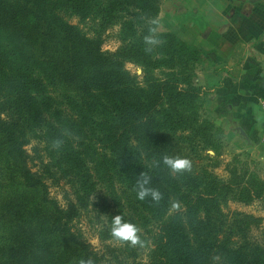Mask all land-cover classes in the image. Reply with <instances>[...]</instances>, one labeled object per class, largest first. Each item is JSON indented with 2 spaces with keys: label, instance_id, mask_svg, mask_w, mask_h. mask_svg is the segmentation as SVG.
Here are the masks:
<instances>
[{
  "label": "trees",
  "instance_id": "1",
  "mask_svg": "<svg viewBox=\"0 0 264 264\" xmlns=\"http://www.w3.org/2000/svg\"><path fill=\"white\" fill-rule=\"evenodd\" d=\"M131 1L0 0V264H264L261 219L224 211L264 203V180L235 166L223 180L161 163L219 151L223 130L201 115L200 52L171 32L146 52L159 7ZM114 28L120 46L105 51ZM141 172L158 203L136 199ZM116 215L142 245L112 239ZM83 217L102 250L85 239Z\"/></svg>",
  "mask_w": 264,
  "mask_h": 264
},
{
  "label": "crops",
  "instance_id": "2",
  "mask_svg": "<svg viewBox=\"0 0 264 264\" xmlns=\"http://www.w3.org/2000/svg\"><path fill=\"white\" fill-rule=\"evenodd\" d=\"M249 3L229 20L218 17L192 23L183 35L173 32L200 52L195 85L209 94L211 122L227 142L253 152L252 147L264 144V0Z\"/></svg>",
  "mask_w": 264,
  "mask_h": 264
},
{
  "label": "rangeland",
  "instance_id": "3",
  "mask_svg": "<svg viewBox=\"0 0 264 264\" xmlns=\"http://www.w3.org/2000/svg\"><path fill=\"white\" fill-rule=\"evenodd\" d=\"M121 3H132V7L137 5V3L128 0H120ZM139 1V0H138ZM143 1V0H142ZM141 1V2H142ZM150 1L153 5H158L159 14L157 17V27L156 34L160 33H177L173 30L185 34L190 31L193 26L192 23L201 22L208 23L213 22L214 19L221 17L224 20H229L234 17V12H243L244 8H248L250 5V0L243 1L244 4L240 5L241 0H144ZM253 1V0H251ZM242 7L241 9H239ZM128 9H131L128 7ZM237 9V10H235ZM71 23L78 25L80 28H84V25L79 23L77 19H72ZM181 27L184 29H181ZM206 26L200 35H205ZM85 30V28H84ZM115 30L109 29L105 32L103 36V50L114 52L119 46L120 42L116 40ZM179 37V36H178ZM198 64V63H197ZM199 66V65H198ZM125 69L134 76L138 81L141 80V70L138 66L132 63H126ZM195 82V79L194 81ZM61 91V90H60ZM53 96L59 100L57 95ZM209 94L201 90V99L203 101V107L201 115L203 118L210 120L208 115L206 102L209 99ZM211 121V120H210ZM213 124V122H211ZM214 125V124H213ZM218 127V126H216ZM219 128V127H218ZM240 143V142H238ZM34 146V142L26 147L28 153ZM253 152L248 149H240L232 142H227L226 137L223 135L221 137V148L219 151H201L189 161L191 162V167H202L206 168L211 174L218 177L219 179H227L229 177L228 170L233 166L238 169L248 170L255 173L260 179L264 180V144L260 146L252 147ZM31 166V165H30ZM32 167V166H31ZM34 169V168H33ZM50 194L52 197L56 198L62 205L64 204L62 198V189L57 186L50 187ZM225 212H237L244 215H250L255 218L261 219L258 229L253 230V234L258 236L260 232L264 231V203L256 201L251 205H243L235 202H229L227 207L224 209ZM106 221V219H104ZM83 231L85 239L88 243L96 250H102V245L100 244L97 236L95 235L94 229L90 227L86 218L83 217L77 224ZM0 236H4L0 233Z\"/></svg>",
  "mask_w": 264,
  "mask_h": 264
},
{
  "label": "clouds",
  "instance_id": "4",
  "mask_svg": "<svg viewBox=\"0 0 264 264\" xmlns=\"http://www.w3.org/2000/svg\"><path fill=\"white\" fill-rule=\"evenodd\" d=\"M155 23V21H153ZM155 28L149 29V34L144 36L145 51L151 52L155 47L161 45L163 41L157 36ZM63 141L60 139L52 143L54 149H59ZM161 163L172 174H181L191 170V162L187 158L164 156ZM152 178L144 172H141L136 181L135 192L136 199L143 201L151 199L158 203L162 199L161 192L154 187H151ZM140 229L133 223L125 222L121 215H116L111 219L110 235L112 239L121 245L137 246L142 245V240L139 235ZM80 264H94L91 259L82 260Z\"/></svg>",
  "mask_w": 264,
  "mask_h": 264
}]
</instances>
